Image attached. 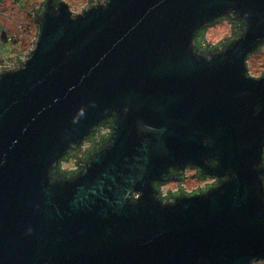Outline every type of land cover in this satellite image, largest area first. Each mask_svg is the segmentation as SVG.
<instances>
[{"label":"water","instance_id":"1","mask_svg":"<svg viewBox=\"0 0 264 264\" xmlns=\"http://www.w3.org/2000/svg\"><path fill=\"white\" fill-rule=\"evenodd\" d=\"M222 16L240 33L197 51L196 33ZM33 20L25 58L0 67V264L264 260V72L245 60L264 42V0H101L76 13L49 0ZM108 118L104 146L53 177ZM185 166L218 184L158 197L155 182Z\"/></svg>","mask_w":264,"mask_h":264},{"label":"rangeland","instance_id":"2","mask_svg":"<svg viewBox=\"0 0 264 264\" xmlns=\"http://www.w3.org/2000/svg\"><path fill=\"white\" fill-rule=\"evenodd\" d=\"M42 0H0V29L6 30L14 40L0 44V65L9 63L14 53H25L30 46L32 34L36 31V25L33 20V8L37 7ZM67 3L69 9L76 13L84 8L90 0H63ZM8 17V18H7ZM19 26V29H18ZM232 27L227 19L214 21L212 25H208L205 31L204 40H208L210 44L219 42L222 38L231 35ZM249 71L253 75L259 74L264 69V48L252 54L248 58ZM104 131V129H103ZM86 142L83 145L86 146ZM75 157L71 154L67 160L62 161V167L73 169ZM191 170L185 174L182 184L187 189H191L199 184L201 180L196 178ZM176 181H171L162 185L163 191L166 188H175ZM251 264H264V260H256Z\"/></svg>","mask_w":264,"mask_h":264},{"label":"flooded vegetation","instance_id":"3","mask_svg":"<svg viewBox=\"0 0 264 264\" xmlns=\"http://www.w3.org/2000/svg\"><path fill=\"white\" fill-rule=\"evenodd\" d=\"M42 6H43V4H42V2H41V4H40L36 9H37L38 11H41V10H42ZM32 18H33V17H32ZM219 19H227V20L230 22L231 27H232V33H231L230 37H228V38H226V39H224L223 41L220 42V43L223 44L227 39H230L231 37H234V36H236L238 33H240V27H241L242 22H241V20L239 19L238 22H237V23L235 24V26H234V25L232 24V22L229 20L230 18H228L227 16H222V17L216 19L215 21H217V20H219ZM263 48H264V42L260 43V44L257 46V48H256L253 52L249 53V54L246 56V59H245V60H246V66H247V69H248L247 71H248V73H249L250 75H252V76H254V77H258V76H260V75L264 72V69H263L259 74H257V75H253V74L249 71L248 58H249L252 54L258 52L259 50H261V49H263ZM108 119H109V118H108ZM108 119L100 121V122L98 123V126L100 127V126L103 124V121L105 122V121H107ZM92 140H93V133L90 132L89 135H88L87 137H85V138L82 140V142H81L80 144H78L76 147L70 149V155H71V154H74L76 159H81V158H83L85 161H88V160H89V157H90V155H91V153H93V152L96 151V150H94V149L92 148V146H91ZM84 142L87 143L86 146L83 145ZM77 169H78V166H77V164H76V165L74 166V169L72 170V172L77 171ZM188 170H191L192 173H193V175H194L196 178H198V179L201 180V184H199V185H197V186H195V187H193V188H191V189H187V188L185 187V185L182 184V180L185 179V174H186V172H187ZM170 172L172 173V172H175V171L172 170V169H170ZM171 181H174V180H168V181H165V182H155V184H156L157 186L160 185V188H162V185H165V184H167V183H169V182H171ZM218 181H219V178H218V177H215V176H212V175L202 174V173L200 172V170H199L197 167H195V166H185L184 169L182 170L181 174H180V179H179L178 181H176V182H178V183H177L178 185L175 186V188H170V187H169V188H166V190H167V193L174 192V193H177V194H178V191L181 190V191H182L183 193H185V194H192V193H196V192L204 191V190H206V189L209 188V187H214V186H216V185L218 184ZM176 188H177V189H176Z\"/></svg>","mask_w":264,"mask_h":264},{"label":"trees","instance_id":"4","mask_svg":"<svg viewBox=\"0 0 264 264\" xmlns=\"http://www.w3.org/2000/svg\"><path fill=\"white\" fill-rule=\"evenodd\" d=\"M47 1H49V0H42L41 2L43 4ZM51 1L54 4H56L57 1H59V0H51ZM35 9H36V7H35ZM35 9L33 8L32 11L34 12ZM229 20L232 22V24L234 26L238 22V19H229ZM206 28L207 27L200 28L199 31L196 33L194 47L197 51L202 52V51H205V50L210 49V48H214V47L222 44V43H216V44L211 45V44H208L207 42H205L204 41V35H205ZM3 40H4V37H3ZM228 40L229 39H227L224 43H226ZM111 124H112V119L109 118L107 121H105V122L103 121V124L100 127L98 125H96L91 129V132L93 133V140H92L91 146L94 150L97 151L104 146L105 141L107 140V138L109 137V135L111 133V129H110ZM103 129H104V131H103ZM69 156H70V150L68 151V153L65 156H63L61 159H59L57 165L49 171V173L53 177H68V176H72L75 174L76 171L72 172V170H68V169H65L62 167V161L67 159ZM77 160L78 159H76V162H77ZM154 186L158 190V192L156 194L158 197L168 198L169 196H172L173 194H177L174 192H170V193H167L166 195H163L161 188H160V185L157 186L156 184H154ZM180 193H183V192L180 190V191H178V194H180Z\"/></svg>","mask_w":264,"mask_h":264},{"label":"built area","instance_id":"5","mask_svg":"<svg viewBox=\"0 0 264 264\" xmlns=\"http://www.w3.org/2000/svg\"><path fill=\"white\" fill-rule=\"evenodd\" d=\"M99 1H101V0H90V2L87 3L86 6H88L90 4H94V3L99 2ZM18 29H19V26H18ZM35 36H36V31L33 32L32 37L30 36V38H31V42L30 43L31 44L27 48V50L25 51V53H23L22 55H20V53H18V52L17 53H14V55L11 56V59H10L9 63L1 64L0 67L12 66L13 62H17V59L20 60V61L23 60L25 58V55L28 52V50L32 47V45L34 43V40H35ZM3 37H4V40H3ZM11 40H14V38H12V36L6 30L4 31L3 29H0V44L1 43H4V42H9ZM161 191H162V194L163 195H166L167 194L166 193L167 190L163 191V189L161 188Z\"/></svg>","mask_w":264,"mask_h":264},{"label":"bare ground","instance_id":"6","mask_svg":"<svg viewBox=\"0 0 264 264\" xmlns=\"http://www.w3.org/2000/svg\"><path fill=\"white\" fill-rule=\"evenodd\" d=\"M248 70V69H247Z\"/></svg>","mask_w":264,"mask_h":264}]
</instances>
